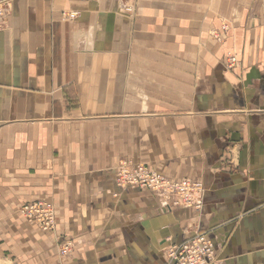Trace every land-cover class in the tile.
<instances>
[{"label":"crops","instance_id":"crops-1","mask_svg":"<svg viewBox=\"0 0 264 264\" xmlns=\"http://www.w3.org/2000/svg\"><path fill=\"white\" fill-rule=\"evenodd\" d=\"M4 1L0 261L167 264L206 231L211 264H264V0H139L135 17L126 0ZM129 159L203 183L202 207L118 188ZM39 199L53 233L20 215Z\"/></svg>","mask_w":264,"mask_h":264},{"label":"built area","instance_id":"built-area-1","mask_svg":"<svg viewBox=\"0 0 264 264\" xmlns=\"http://www.w3.org/2000/svg\"><path fill=\"white\" fill-rule=\"evenodd\" d=\"M131 9L123 13L129 16ZM8 2L0 0V28L7 20ZM67 19H76L78 14L70 12L63 14ZM224 31L227 27L224 26ZM218 38V37H217ZM239 65L238 57L228 52V67L235 68ZM116 184L118 188L136 187L149 190L166 200L174 201V206L202 207V198L205 186L201 182L190 180H174L161 172L150 169L147 165L133 160H124L117 167ZM20 212L25 220L36 226L42 232L53 233L57 228V213L55 204L48 199H39L25 203ZM72 243L67 242L62 255L69 256L72 252ZM217 245L206 231L197 232L189 239L175 244L167 250V264H211L215 259Z\"/></svg>","mask_w":264,"mask_h":264},{"label":"rangeland","instance_id":"rangeland-1","mask_svg":"<svg viewBox=\"0 0 264 264\" xmlns=\"http://www.w3.org/2000/svg\"><path fill=\"white\" fill-rule=\"evenodd\" d=\"M138 7H139V0H126V6H125V8H124V11H123V13H125V10H127V9H131V12H129V16H127V17H135L136 15H137V9H138ZM213 32V31H212ZM211 36H212V33H211ZM124 161V160H123ZM123 189H126V188H123ZM20 212V211H19ZM20 215L22 216V214H21V212H20ZM23 217V216H22ZM24 218V217H23ZM67 243V242H66ZM65 243V244H66ZM64 244V245H65ZM64 247V246H63ZM62 251H63V249L61 250V254H62ZM63 256H65V255H63ZM0 264H10V261L9 262H5V261H3V260H1L0 261Z\"/></svg>","mask_w":264,"mask_h":264}]
</instances>
